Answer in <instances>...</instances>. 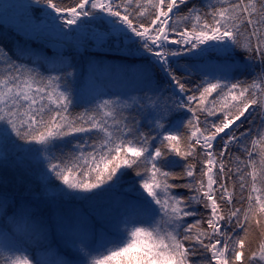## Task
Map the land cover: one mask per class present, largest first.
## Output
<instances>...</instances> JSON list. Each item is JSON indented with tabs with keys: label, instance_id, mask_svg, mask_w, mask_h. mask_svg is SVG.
Wrapping results in <instances>:
<instances>
[{
	"label": "snow or ice",
	"instance_id": "6c2138e0",
	"mask_svg": "<svg viewBox=\"0 0 264 264\" xmlns=\"http://www.w3.org/2000/svg\"><path fill=\"white\" fill-rule=\"evenodd\" d=\"M20 8L28 24L65 39L107 25L101 42L123 37L167 87L148 76L139 95H98L74 111L100 87L92 77L78 87L71 63L45 76L22 62L23 49L14 57L0 44V264H264V0ZM213 52L242 63L198 82L196 65L180 64ZM10 145L42 158L39 185L9 174ZM129 172L134 198L115 212L65 207L98 200Z\"/></svg>",
	"mask_w": 264,
	"mask_h": 264
},
{
	"label": "trees",
	"instance_id": "16d2710c",
	"mask_svg": "<svg viewBox=\"0 0 264 264\" xmlns=\"http://www.w3.org/2000/svg\"><path fill=\"white\" fill-rule=\"evenodd\" d=\"M197 2H199V0H197ZM0 30H4V32H0V44H3L4 48L14 57L21 55L20 50L23 49L22 62L30 67H35L45 76L58 74L57 71L54 73L53 68H57L58 70L63 68L65 63H71L73 67L70 71H78V87L86 84L89 81V77H92V79L99 85L101 82L103 84L114 85L121 89H125L129 94L136 96L140 94V89L143 87V83L148 76H151L154 81H158L162 86L167 87V81L163 77V74L159 72L158 68H153L144 57L115 56V54L91 52L88 49H71L60 54L51 50L46 44L37 46L36 42L22 37L13 28L11 29V27H3L0 28ZM14 49L15 51H13ZM105 57L117 59L121 61V63L107 61L103 64V58ZM236 60H239L242 63L241 57L238 54L232 58L228 57L230 64H233ZM33 61L35 62L34 64ZM51 62L52 64L50 67ZM193 63L195 62L188 57L180 61L181 65ZM60 65H62V67H60ZM138 68H141L142 73ZM258 70L259 69H257V71ZM232 75L234 78L240 80H250L252 78L251 70L243 68H233ZM191 78L198 82L202 78V74L193 71ZM108 81L113 82L109 83ZM85 107L86 106H83L80 103V106L75 108L74 111H82ZM18 143L23 144L24 142L19 141ZM9 147L11 150L8 165L9 174H24L26 179L31 183L39 185L41 183L39 175L44 169V164L41 162L42 158H36L32 154L24 153L19 148H14L11 145ZM32 147L39 148L40 146L33 145ZM174 170L179 171L180 169L177 168ZM133 177L134 174L132 172L126 174L121 184L113 192L118 195L127 194L129 196H134L130 191ZM53 182L54 184L60 183L59 181H56L54 177ZM50 187L53 186L49 185V188ZM79 202L80 201L67 202L65 207L67 209H72V203H74L75 206ZM102 206H100V208ZM83 209H85L84 205ZM253 239H255V237H253Z\"/></svg>",
	"mask_w": 264,
	"mask_h": 264
},
{
	"label": "rangeland",
	"instance_id": "374dc122",
	"mask_svg": "<svg viewBox=\"0 0 264 264\" xmlns=\"http://www.w3.org/2000/svg\"><path fill=\"white\" fill-rule=\"evenodd\" d=\"M22 1L20 2L9 1L8 3H6V0L2 2L0 1V11L4 10L5 5H8L9 8L7 12L8 15L7 18L17 17L19 21L27 28L28 27L34 28L35 26L33 24H28L26 22L24 9L20 8V6L23 5L24 3H30L31 0H22ZM33 12L34 10H30L29 14L31 15L33 14ZM3 13L4 11L0 12V14ZM0 26H1L0 28L11 27V29L13 28L16 32L20 31L19 28H15L11 23L4 22L1 19H0ZM92 27L96 29V34H93L91 30H86L83 33L74 34V36L71 39H65L52 32L51 29L42 30L38 28L40 37H38V39L34 41L29 38L28 39L30 41L36 42L37 46L46 44L51 50H56V52L60 54L65 52L66 50H71L72 48V49H80V50L88 49L91 52L115 54V56L123 55V56H130V57L135 56V57L143 58V56H141L140 54H133L134 46L131 45L130 42L124 41L123 37H118L115 35L112 36L104 35L102 37L103 42H101L100 34L102 33L106 34L109 31L107 25L99 24V25H93ZM0 32H4V30H0ZM188 58L192 59L195 62L193 64H195L196 67L193 68V71H197L201 74L204 71H215L217 73L221 71H227L226 65H231L228 61V56L224 53H219V52L209 53L206 57L200 60H196L192 58L190 54ZM107 61H116L121 63V61L114 58H107V57L103 58V64L106 63ZM234 63L241 64V61L236 60L234 61ZM51 64L52 62L50 63V67ZM60 67H62V65H60ZM53 69H57V68H53ZM138 69L142 73L141 68ZM55 72L56 71H54V73ZM77 73L78 71H73L74 77L76 78H77ZM108 82L112 83L113 81H108ZM98 95H102L103 98L105 99L110 97L126 98L129 96H134L129 94L125 89H121L114 85L103 84L101 82L100 87L88 89L84 94V99L81 100L80 103L83 106L89 107L90 105L86 101L92 100L98 97ZM49 189L51 190L52 187H50ZM129 198H134V196H129L127 194L118 195L112 191L100 197L96 201H80L75 206L74 203H72L71 206L72 208L83 209V205H84L85 209H88L90 212H93L94 214L99 213L101 210H104L105 213H112L120 208L122 201ZM100 206L102 207L100 208ZM98 219H100L99 216Z\"/></svg>",
	"mask_w": 264,
	"mask_h": 264
},
{
	"label": "water",
	"instance_id": "95a60500",
	"mask_svg": "<svg viewBox=\"0 0 264 264\" xmlns=\"http://www.w3.org/2000/svg\"><path fill=\"white\" fill-rule=\"evenodd\" d=\"M22 35L27 37V38H29V39H31V40H37L38 37H40V34L37 31L36 32L35 31H31V32H28V33L22 32Z\"/></svg>",
	"mask_w": 264,
	"mask_h": 264
},
{
	"label": "flooded vegetation",
	"instance_id": "af4514ba",
	"mask_svg": "<svg viewBox=\"0 0 264 264\" xmlns=\"http://www.w3.org/2000/svg\"><path fill=\"white\" fill-rule=\"evenodd\" d=\"M1 2L2 1H4V0H0ZM8 1L9 0H6V3H8ZM10 1H12V0H10ZM17 9V8H16ZM2 11H4V10H1L0 12H2ZM0 19H2V20H4V21H6L7 20V18L5 19V18H0ZM9 20L11 21V22H15L16 20H17V17H13V18H9Z\"/></svg>",
	"mask_w": 264,
	"mask_h": 264
}]
</instances>
